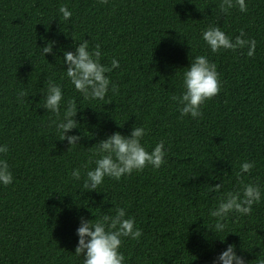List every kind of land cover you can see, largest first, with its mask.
Listing matches in <instances>:
<instances>
[{
	"label": "trees",
	"instance_id": "obj_1",
	"mask_svg": "<svg viewBox=\"0 0 264 264\" xmlns=\"http://www.w3.org/2000/svg\"><path fill=\"white\" fill-rule=\"evenodd\" d=\"M221 2L0 0V144L9 146L14 176L0 186V264H81L80 219L96 222L117 207L143 233L124 240L127 264H213L228 244L248 264L264 262V200L249 216L233 213L217 236L210 229L209 211L224 193L264 186V0H245L246 12L237 5L227 14ZM210 25L233 39L243 31L256 41L254 55L247 47L213 53L202 39ZM84 39L89 50L100 46L101 63L119 60L108 73L116 90L104 101L85 100L63 72V51ZM46 41H55V56L40 54ZM198 55L217 65L221 89L201 117L181 118L171 96L183 91V69ZM47 79L80 109V128L68 133L83 137L80 146L70 148L49 127L55 116L41 108L39 93ZM21 89L29 96L17 103ZM135 124L146 127L149 151L164 142L166 162L86 192L83 165L95 167L93 146L115 132L129 135ZM245 161L255 167L238 176ZM74 168L82 169L78 182Z\"/></svg>",
	"mask_w": 264,
	"mask_h": 264
},
{
	"label": "clouds",
	"instance_id": "obj_2",
	"mask_svg": "<svg viewBox=\"0 0 264 264\" xmlns=\"http://www.w3.org/2000/svg\"><path fill=\"white\" fill-rule=\"evenodd\" d=\"M237 5L241 12L247 11L245 0H222L220 11L227 14ZM59 13L65 20L72 16L66 6H61ZM202 39L213 53L247 47V54L253 56L256 49V41L245 38L243 31L233 39L217 25L208 26L202 33ZM54 47L55 41H46L45 46L39 48L40 54L44 58L46 55L55 56ZM101 56L100 46L96 45L94 49L89 50V41L85 39L78 42L74 52L63 51V64L67 65L63 72L74 90L88 101H104L110 91L116 90L108 73L120 67L119 60L112 58L111 67H108L101 63ZM182 81L183 91L179 95H172L171 100L178 105L181 118L201 117V106L217 96L221 89L217 65L206 55H198L187 68L183 69ZM39 93L43 101L41 108L55 116L49 127L60 135L61 141L67 140L70 148L80 146L82 136L68 135L72 130L80 128L76 119L80 109L75 100H66L62 86L52 79L45 81ZM28 96L25 90H19L16 96L17 103H23ZM146 135V127L135 124L129 135L115 132L93 146L94 155L97 157L94 160L95 167H89L92 161L83 165L85 171L82 187L87 190L86 192H96L105 178L119 181L134 172H142L148 166L159 169L166 162L165 144L159 142L149 151L142 143ZM8 152V144H0V186L4 187L14 182L6 158ZM254 167V162L245 161L240 165L237 175L250 174ZM71 178L73 181H80L82 169L74 168L71 171ZM221 187V184L216 185L213 190L220 191ZM262 200L264 186L259 182L242 184L240 189L224 193L217 205L209 211V216L215 218L210 229L217 236L226 230V221L233 213L249 216L254 205ZM142 235L135 218L128 215L126 207H117L114 214L102 215L96 222L80 219L75 255L81 258V264H127L126 257L121 251L124 240L139 241ZM213 264H248V261L237 253L234 244H228L215 258Z\"/></svg>",
	"mask_w": 264,
	"mask_h": 264
}]
</instances>
